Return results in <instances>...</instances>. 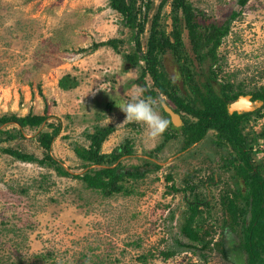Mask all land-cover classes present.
Here are the masks:
<instances>
[{
  "label": "rangeland",
  "instance_id": "rangeland-1",
  "mask_svg": "<svg viewBox=\"0 0 264 264\" xmlns=\"http://www.w3.org/2000/svg\"><path fill=\"white\" fill-rule=\"evenodd\" d=\"M108 1L0 0V115L46 113L47 122H59L61 131L50 153L71 174L84 171L73 146H87L86 133L96 125L114 126L102 143V152H110L128 139L133 154L121 157L122 165L151 161L160 167L152 165L145 177L127 180L130 193L106 196L71 175H59L52 167L4 153L1 147L13 146L42 156L36 134L47 126L24 128L23 136L0 144V264H243L233 252L229 260L216 249L203 258L198 249L176 244V239L188 241L180 231L188 212L186 199L192 197L189 189L181 190L186 187L184 178L189 176L198 185L195 192L207 196L211 209L208 213L203 207L202 218L204 226L214 225L213 241H218L223 236L219 197L225 188L223 180L232 171L216 169L219 153L211 144L214 131L182 150L181 134L165 143V133L151 140L143 126L125 121L116 102H126L133 89H143L145 97H163L160 106L174 108V104L164 94L149 93L155 90L152 79L146 75L140 80L139 66L127 68L123 53L133 47L131 32ZM160 1L151 0L141 36L144 47L150 18ZM189 1L200 25H220L233 11L239 12L217 49L220 75L242 83L245 90L263 84L264 0H247L244 5L238 0ZM170 8L167 4L161 13L166 32L172 28ZM182 27L184 48L193 60L197 82H202L205 76L183 22ZM110 38L123 40L119 50L108 45L90 49L92 43ZM162 63L180 92L192 96L174 58L166 53ZM67 73L78 84L64 90L58 81ZM259 109L263 116H252L245 131L258 132L264 126V102ZM159 111L170 121L160 107ZM171 130L169 126L167 131ZM159 144L162 147L155 150ZM259 144L263 150L255 158L264 160V142L259 140ZM212 172L215 181L208 180ZM167 174L171 180L166 179ZM171 184L179 190H172ZM231 237L239 239L236 233ZM169 249L177 251L163 258L162 252Z\"/></svg>",
  "mask_w": 264,
  "mask_h": 264
},
{
  "label": "trees",
  "instance_id": "trees-1",
  "mask_svg": "<svg viewBox=\"0 0 264 264\" xmlns=\"http://www.w3.org/2000/svg\"><path fill=\"white\" fill-rule=\"evenodd\" d=\"M246 1L238 0L241 5ZM167 4L171 7L169 13L172 28L169 32H166L161 25L162 9ZM108 5L122 15L124 24L131 32L133 47L123 53L127 68L139 66V79L144 80L146 75L152 79L155 90H149V93L164 94L174 104V111L182 117L183 125L179 128L170 123L172 130L165 132L164 143L181 134L183 141L181 149L185 150L203 140L208 131H214L211 144L219 153L216 169L232 171L227 177L232 181L223 180L225 188L219 197L222 212L220 227L223 228V236L218 241H213L214 225L204 226L202 218L203 207L208 213L211 209L207 196L195 192L198 185L190 182L189 176L184 178L186 187L181 190L189 189L192 197L186 199L188 212L184 215L180 231L188 241L182 242L176 239V244L181 248L198 249L203 258L216 249L227 260L233 252L236 258L243 260V264H264V160L255 158L256 153L263 150L260 148L259 140L264 142V126L258 132L245 131L246 125L253 117H261L263 114L259 108L244 113L230 114L227 111V105L243 94H251L252 99L264 102V83L253 90H245L242 83L223 78L220 75L221 66L217 64V49L222 38L228 34L231 21L239 12L233 11L220 25L216 23L200 25L189 0H161L150 18L144 47L141 36L146 31L147 19L152 7L151 0H109ZM182 22L187 30L192 51L205 76L202 82H197L193 60L184 48ZM122 42L120 38H110L92 43L90 49L108 45L119 50V44ZM166 53L178 63L182 83L190 88L193 92L192 96L186 93L183 95L176 82L168 76L162 63ZM205 62L207 65L203 66ZM229 75L226 74L227 77ZM215 83H217L216 88ZM77 84L76 77L69 73L58 81V85L64 90L74 88ZM160 109L167 115L162 105ZM48 117L46 113L41 115L32 112L24 115L1 114L0 144L15 140L17 136H23L24 128L36 129L43 123L47 126V129L39 130L36 134L38 144L43 149L41 157L13 146H4L1 150L18 160L52 167L59 175L78 178L86 187L100 190L106 196L120 192L130 193L131 187L125 185L127 180L145 177L152 171V165L155 169L160 167L159 164L151 161L129 167L122 165L121 157L133 154L128 139L112 151L102 152V143L113 132L114 126L96 125L92 132L86 133L87 146L78 144L73 146L84 171L81 174H71L50 153L51 144L61 131V124L47 122ZM11 124L17 128H7ZM161 147L162 144H159L154 149L158 150ZM152 151L148 154H152ZM213 172L208 177L210 181H215ZM166 179L171 180V174H167ZM170 188L174 191L179 190L174 184H171ZM232 233H236L239 237L238 241L231 237ZM225 243H229V247ZM176 251L175 249L163 251V258L173 256Z\"/></svg>",
  "mask_w": 264,
  "mask_h": 264
},
{
  "label": "clouds",
  "instance_id": "clouds-1",
  "mask_svg": "<svg viewBox=\"0 0 264 264\" xmlns=\"http://www.w3.org/2000/svg\"><path fill=\"white\" fill-rule=\"evenodd\" d=\"M143 93V89H133L126 102L116 103L120 110L125 113V121L143 126L148 138L157 140L170 126V121L162 116L159 111L160 103L164 98L145 97Z\"/></svg>",
  "mask_w": 264,
  "mask_h": 264
},
{
  "label": "water",
  "instance_id": "water-1",
  "mask_svg": "<svg viewBox=\"0 0 264 264\" xmlns=\"http://www.w3.org/2000/svg\"><path fill=\"white\" fill-rule=\"evenodd\" d=\"M262 104V100L252 99L251 94H243L239 95L236 99H234L227 105V111L230 114L234 112H250L259 108ZM162 107L164 111L169 115L171 123L174 127H180L183 125L181 116L177 112H175L171 106L163 103Z\"/></svg>",
  "mask_w": 264,
  "mask_h": 264
},
{
  "label": "flooded vegetation",
  "instance_id": "flooded-vegetation-1",
  "mask_svg": "<svg viewBox=\"0 0 264 264\" xmlns=\"http://www.w3.org/2000/svg\"><path fill=\"white\" fill-rule=\"evenodd\" d=\"M251 96H252V95H251ZM172 108H173V107H172ZM173 109H174V108H173ZM250 112H252V111H250ZM179 115H180V114H179ZM169 118H170V117H169ZM181 118H182V117H181ZM170 121H171V120H170ZM178 128H179V127H178ZM194 144H195V143H194ZM194 144H193V145H194ZM193 145H192V146H193ZM192 146H191V147H192ZM188 148H189V147H188Z\"/></svg>",
  "mask_w": 264,
  "mask_h": 264
},
{
  "label": "built area",
  "instance_id": "built-area-1",
  "mask_svg": "<svg viewBox=\"0 0 264 264\" xmlns=\"http://www.w3.org/2000/svg\"><path fill=\"white\" fill-rule=\"evenodd\" d=\"M260 147H261V144H260ZM262 147H264V146H262Z\"/></svg>",
  "mask_w": 264,
  "mask_h": 264
}]
</instances>
